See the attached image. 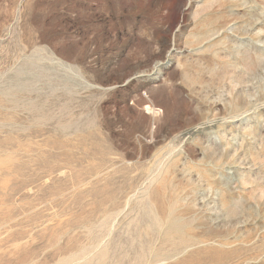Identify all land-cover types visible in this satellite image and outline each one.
<instances>
[{
    "label": "rangeland",
    "instance_id": "374dc122",
    "mask_svg": "<svg viewBox=\"0 0 264 264\" xmlns=\"http://www.w3.org/2000/svg\"><path fill=\"white\" fill-rule=\"evenodd\" d=\"M0 264H264V0H0Z\"/></svg>",
    "mask_w": 264,
    "mask_h": 264
}]
</instances>
